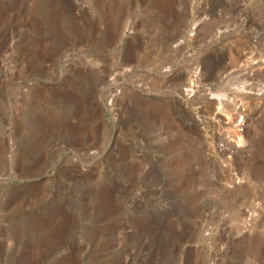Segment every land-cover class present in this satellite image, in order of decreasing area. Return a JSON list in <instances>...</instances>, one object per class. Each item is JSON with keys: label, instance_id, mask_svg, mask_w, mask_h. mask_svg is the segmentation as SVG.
Wrapping results in <instances>:
<instances>
[{"label": "rangeland", "instance_id": "1", "mask_svg": "<svg viewBox=\"0 0 264 264\" xmlns=\"http://www.w3.org/2000/svg\"><path fill=\"white\" fill-rule=\"evenodd\" d=\"M263 47L264 0H0V264H264L207 181L264 192Z\"/></svg>", "mask_w": 264, "mask_h": 264}, {"label": "bare ground", "instance_id": "2", "mask_svg": "<svg viewBox=\"0 0 264 264\" xmlns=\"http://www.w3.org/2000/svg\"><path fill=\"white\" fill-rule=\"evenodd\" d=\"M251 42H252V40H251ZM255 43L259 44V42H257V41ZM242 53L243 52L240 51V56H243ZM217 77H219V75H216V78ZM240 77H241V75H240ZM243 77H246V75H243ZM240 95H242V94H240ZM243 97H247L250 100H253L256 98V97L252 98L249 95H244ZM229 99H230V97H229ZM236 100L237 99H233V102ZM230 101H232V100H230ZM237 101L235 103H237ZM224 102H225V100H224ZM223 104H224L223 106L229 107L230 108L229 110H231V113H229L230 114V120L234 119L236 117V115H238L239 113L242 112V109L239 105H237V106H234L232 104L230 105V102L228 100H227V102H225ZM226 110L227 109H225V111ZM215 114L216 115L212 118V120L208 121V127H210L211 131L214 129L227 128L228 131L230 132V133L229 132L228 133L231 134L232 138L236 139V141H240L241 138H243V136H245L246 132H245L244 128L237 129L236 127L231 128V126L229 128L227 125L229 122L224 121L221 117L222 115L220 116V114H217V113H215ZM230 120H227V121H230ZM244 125H245V122H244ZM215 137H216V139L219 138L217 136H215ZM215 137H212V136L209 137V141L207 142V150H208L209 159H210L209 161H212V163L214 164V166L216 168V170H215L216 173L213 174L212 178L210 177L207 180L209 182L208 185H211L213 190L214 189L218 190L219 195L226 202H229V200L231 198L239 196V195L242 196L243 199L240 201H242L243 203H247L248 201L251 200L250 198H255L257 196H258V198H260V200L264 201V192L257 194L254 191H252L249 187V185H250V183H249L250 182V178H249L250 171L247 169L248 167L244 168L243 170H242V167H240V166L235 167L238 162H236L235 155L233 154V151L235 150L234 147L228 142L218 146L216 144V142H214V141H216ZM226 154L227 155L229 154V158L226 157ZM251 170H252V168H251ZM198 195L199 194L191 195L190 200L196 199ZM228 208H230V207H228ZM251 215H252V213L249 211V209L248 210L242 209V211L237 213L238 222L240 224H243V226L239 225L238 229L245 228V229L250 231L253 228L254 222H253V219L251 218Z\"/></svg>", "mask_w": 264, "mask_h": 264}]
</instances>
